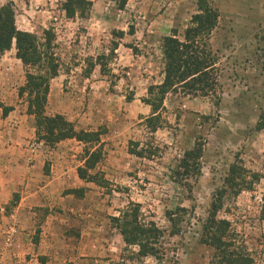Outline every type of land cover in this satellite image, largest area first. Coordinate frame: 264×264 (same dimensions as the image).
<instances>
[{
  "label": "rangeland",
  "instance_id": "1",
  "mask_svg": "<svg viewBox=\"0 0 264 264\" xmlns=\"http://www.w3.org/2000/svg\"><path fill=\"white\" fill-rule=\"evenodd\" d=\"M66 1L0 0V7L13 5L18 29L47 36L59 60L46 115H62L76 131L98 134L99 141L69 139L47 147L33 117L30 146L58 154L45 160L38 184L62 167L66 179L50 193L47 207L31 211L29 253L9 252L18 225L4 224L0 264H208L212 250L201 239L213 205L222 207L216 218L230 223L252 264H264V131L258 128L264 113V0H128L123 9L120 0H84L73 18ZM206 11L214 26L200 41L216 59L211 77L217 86L208 97L170 91L153 133L145 126L152 114L146 101L160 99L149 89L165 78L164 39L188 44L193 17ZM115 43L119 47L111 54ZM98 57L103 75L92 67ZM36 71L24 68L23 85L20 79L11 85L12 104L27 113L28 96L20 90L26 73ZM0 109L6 115L11 107L0 99ZM86 147L100 154L92 175L101 185L78 176ZM195 147L200 158L185 172L184 155ZM134 149L143 150V157L133 155ZM232 172L245 184L237 196L226 184ZM20 197L14 196L4 215L14 213ZM131 202L141 206L146 222L164 231L162 261L137 257L138 249L127 247L117 230L113 218ZM51 219L58 224L57 254L41 236Z\"/></svg>",
  "mask_w": 264,
  "mask_h": 264
},
{
  "label": "trees",
  "instance_id": "2",
  "mask_svg": "<svg viewBox=\"0 0 264 264\" xmlns=\"http://www.w3.org/2000/svg\"><path fill=\"white\" fill-rule=\"evenodd\" d=\"M127 1L120 0L119 7L125 8ZM83 4L84 0H67L64 4L67 16L73 18L77 8L79 9ZM206 12L193 17L192 24L194 26L186 33L188 44L181 43L173 37L164 39L165 78L161 85L149 89L150 94H153L155 90L158 91L160 99L158 101H146L152 109V114L145 120V126L153 133L160 128V103L170 91L181 88L189 91V95L208 97L217 86L216 79L211 77L216 70V59L213 54L204 50L205 45L200 41L202 33L210 31L214 26V18H212L211 13ZM118 47V44L115 43L111 49V54H114ZM13 48L16 50L17 59L21 61L25 69H37L35 73H26V85L20 90V95L27 94L28 96V115L36 119V134L40 136L39 138L44 145L52 147L69 139H76L78 142L86 144L99 141L98 134L83 130L76 131L72 123L62 115H46L45 108L50 92V83L59 75V60L52 53L50 39L47 36L40 39L32 33L18 29L13 5L6 4L0 7V55L11 51ZM101 58L98 57L92 67L99 66L103 75L105 74L104 64L99 63ZM8 112L9 109H6V114ZM258 128L264 131V113L260 118ZM131 152L138 157H143L144 154L143 150L134 149ZM84 153L86 159L84 166L78 169L79 178L101 185L97 175H92L100 157L99 152L86 147ZM198 158H200V152L197 151V147L192 151H187L181 168L188 172L191 160ZM226 184L228 188L236 190L233 193L234 196H237L245 188L244 183H237L233 172ZM221 208L219 205L212 206L210 217L204 226L201 242L212 250L208 264H252L246 247L237 241L231 232L230 223L216 218V212ZM172 216L173 214L169 216L171 221H173ZM113 221L125 245L138 249L137 257H152L160 261L164 259L161 240L165 233L154 223L146 222L143 219L139 204L131 202L119 217L113 218Z\"/></svg>",
  "mask_w": 264,
  "mask_h": 264
},
{
  "label": "crops",
  "instance_id": "3",
  "mask_svg": "<svg viewBox=\"0 0 264 264\" xmlns=\"http://www.w3.org/2000/svg\"><path fill=\"white\" fill-rule=\"evenodd\" d=\"M23 71L24 66L17 59L15 48L0 55V99L6 107H11L6 115L0 109V211L2 215L0 216V236L4 224L18 225L17 238L13 241V249L9 251L13 255L23 251V248L26 253H29L27 250L30 251L33 247L30 226L35 218V213L31 211L49 205L48 196L56 191V186L65 182L67 174L63 167L60 170L56 169L55 175L47 177L48 181H45V184H38L43 177L42 168L45 160L55 159L58 154L56 151L48 152L41 146H35L36 148L30 146L35 136V127L32 125L33 116L28 115L27 109L22 106L12 104L15 90L11 85L17 83L19 79L20 86L23 85L24 77L20 78ZM53 91L52 85L48 100L52 98ZM16 194H21V197L14 213L4 215L6 207L10 205ZM22 224L25 225L23 229ZM46 225L51 229L41 233L42 241L57 254L58 248H61L58 246L59 238L56 231L58 224L51 219L50 222H46ZM28 241L30 244L27 243Z\"/></svg>",
  "mask_w": 264,
  "mask_h": 264
},
{
  "label": "built area",
  "instance_id": "4",
  "mask_svg": "<svg viewBox=\"0 0 264 264\" xmlns=\"http://www.w3.org/2000/svg\"><path fill=\"white\" fill-rule=\"evenodd\" d=\"M34 147H35V145H34Z\"/></svg>",
  "mask_w": 264,
  "mask_h": 264
}]
</instances>
